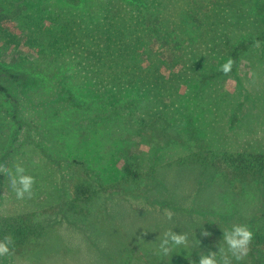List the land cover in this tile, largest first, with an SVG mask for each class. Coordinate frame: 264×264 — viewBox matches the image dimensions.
Segmentation results:
<instances>
[{
  "label": "rangeland",
  "instance_id": "374dc122",
  "mask_svg": "<svg viewBox=\"0 0 264 264\" xmlns=\"http://www.w3.org/2000/svg\"><path fill=\"white\" fill-rule=\"evenodd\" d=\"M144 1L86 4L95 13L105 4L127 7L132 18L133 8ZM259 1L264 2L180 0L177 9L183 12L182 6L191 3L190 14L201 25L180 14L177 21L167 15L165 31L171 34L153 38L151 51L160 59L176 57L170 66L161 64L160 71L166 66L178 73L187 64L190 73L169 88L171 92L161 94L160 87L150 93L141 90L136 99L127 89H97L93 79L66 63L49 65L48 59L40 58V69L31 71L37 58L29 51L0 44V58L7 67L42 75L33 76L38 84L24 104L27 125L17 127L8 108L0 109V164L10 169L19 164L35 178L31 199L18 200L8 177L0 173V225L55 227L46 243L62 242V250H47L41 264H115L118 250L100 225H120L133 242L147 249L132 264H157L151 254L161 264H199L200 257L192 259L198 249L192 225L208 227L210 235H202L203 243L211 246L206 254L217 252L218 262L219 248L227 252L223 232L234 225H260L255 235L264 240V217L252 221L263 210L262 184L243 181L234 195L233 182L215 167L216 157L224 152L264 154V43L242 52L228 75L221 72L204 79L232 59L239 43L262 36L264 13L255 10ZM17 2L31 6L42 0H0V6L9 10ZM173 34L182 37L175 44ZM171 73L166 75L169 80ZM127 103L136 108L113 113V107ZM126 164L132 165L136 178L126 176ZM79 180L90 189L83 202L71 194ZM166 209L174 213L171 220ZM14 218L20 219L13 222ZM169 230L187 234L188 241L165 256L159 245ZM36 241L38 247L44 243ZM228 256L231 264L248 261L246 256ZM29 257L13 252L0 258V264H33Z\"/></svg>",
  "mask_w": 264,
  "mask_h": 264
},
{
  "label": "trees",
  "instance_id": "16d2710c",
  "mask_svg": "<svg viewBox=\"0 0 264 264\" xmlns=\"http://www.w3.org/2000/svg\"><path fill=\"white\" fill-rule=\"evenodd\" d=\"M45 1V2H44ZM180 0H145L142 5L133 8L134 15L126 14L127 7L122 10L115 4H105L99 7L98 13L92 11L86 4V0H42L41 3L28 5L17 2L16 7L4 10L0 6V44L14 51H29L36 62L30 67L31 71L39 70L40 58H46L49 65H71L81 69L83 73L93 79L97 89L105 87L112 89H127L135 92L132 99H136L141 90L149 93L153 89L163 88L161 94L171 92L176 85L187 76L189 66L185 64L176 73L166 66L160 71L161 64L172 65L173 59L155 57L152 53V39L155 37H167L171 33L165 31V18L167 15L177 21L179 14L187 19L192 18L190 9L193 5L182 6L183 12L177 9ZM201 0H190V2ZM44 2V3H43ZM62 2V4H61ZM22 4V5H21ZM255 4V2H254ZM258 14L264 13V2L255 4ZM191 21L195 26H200V20L196 17ZM174 35L173 43H177L179 36ZM264 43V33L260 37L239 43L232 52L234 64L238 63L240 54L252 46L255 41ZM171 57H168V59ZM144 60L146 68L143 67ZM148 67V68H147ZM26 73L25 69L15 70L7 67L0 58V109L8 108L11 119L17 127L27 125L23 120L25 102L31 95L33 87L38 84V79L33 76H42L40 73ZM164 74H163V73ZM169 77L166 76L170 74ZM221 71L211 72L204 76L208 80L220 74ZM171 88V90H168ZM164 96V95H163ZM136 107L132 103L112 108L113 113L129 111ZM8 123V121H6ZM31 131H29V137ZM42 137V136H41ZM33 144L40 148V144ZM52 159L50 154L47 155ZM55 160V159H53ZM72 164L83 166L82 162L72 161ZM213 168V164H209ZM75 167V166H74ZM215 167L224 178L233 182L237 195L242 187V182L255 180L262 184L264 190V154L253 152H224L216 157ZM127 177L136 178L137 172L131 164L123 168ZM214 170V169H213ZM72 196L79 201L89 198L90 189L79 182L71 187ZM264 217L263 210L255 214L252 221L258 223ZM20 218L12 219L16 222ZM28 221V216L23 223ZM196 236L198 249L193 253L192 259L196 260L210 250L209 244H204L202 232L208 231L206 225H192ZM214 226L217 225H208ZM253 233V240L249 246L245 264H264V240L256 234L260 225H247ZM103 236L114 245L118 254L113 257L115 264H132L137 254L144 255L147 249L138 246L126 235L120 225H100ZM56 233V228L50 225L40 229L29 225H0V239L11 236L14 245L11 253H24L29 255L33 264L43 262V253L47 250L58 252L62 250V242L54 245L46 243ZM202 237V238H201ZM44 242L37 246L38 240ZM201 239V240H200ZM145 251V252H144ZM151 254V252H150ZM153 262L155 258L153 257ZM5 259V257H4Z\"/></svg>",
  "mask_w": 264,
  "mask_h": 264
},
{
  "label": "clouds",
  "instance_id": "9594fccd",
  "mask_svg": "<svg viewBox=\"0 0 264 264\" xmlns=\"http://www.w3.org/2000/svg\"><path fill=\"white\" fill-rule=\"evenodd\" d=\"M255 48L261 47L260 41H255ZM234 60L228 58L225 63L220 67V71L224 75L231 73L234 65ZM0 173L8 177L9 183L15 196L18 200H23L26 197L31 199L33 194V185L35 178L31 175L25 174V168L17 164L14 169L8 168L4 164H0ZM174 213L171 210H165V216L171 220ZM202 235L207 237L210 235L208 232H202ZM223 240L227 245V252L224 248H219L221 253V261H217V252H209L199 258V264H231L228 253L230 252L235 259L240 260L248 254L249 246L253 240V233L247 225H234L230 231L223 232ZM187 234H176L169 230L163 234V239L160 242L159 248L163 255L167 256L172 247L187 245ZM14 245V240L11 236H4L0 239V258L7 257L11 254V247Z\"/></svg>",
  "mask_w": 264,
  "mask_h": 264
}]
</instances>
